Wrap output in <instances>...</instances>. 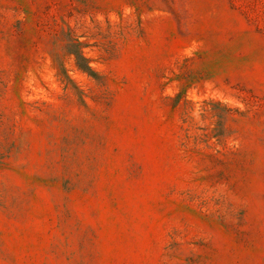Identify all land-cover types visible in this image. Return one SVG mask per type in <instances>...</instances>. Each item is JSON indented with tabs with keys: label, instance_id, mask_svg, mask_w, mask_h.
<instances>
[{
	"label": "rangeland",
	"instance_id": "obj_1",
	"mask_svg": "<svg viewBox=\"0 0 264 264\" xmlns=\"http://www.w3.org/2000/svg\"><path fill=\"white\" fill-rule=\"evenodd\" d=\"M0 264H264V0H0Z\"/></svg>",
	"mask_w": 264,
	"mask_h": 264
},
{
	"label": "trees",
	"instance_id": "obj_2",
	"mask_svg": "<svg viewBox=\"0 0 264 264\" xmlns=\"http://www.w3.org/2000/svg\"><path fill=\"white\" fill-rule=\"evenodd\" d=\"M76 44L81 46V42H76ZM78 58L85 60V57L82 54H77V59ZM78 65L82 70L87 71L88 73H93V70L90 68V66L87 63L82 64L78 62Z\"/></svg>",
	"mask_w": 264,
	"mask_h": 264
}]
</instances>
